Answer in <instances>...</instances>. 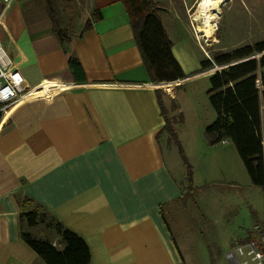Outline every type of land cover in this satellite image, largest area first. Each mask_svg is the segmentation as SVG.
<instances>
[{
    "label": "crops",
    "instance_id": "0c3cea01",
    "mask_svg": "<svg viewBox=\"0 0 264 264\" xmlns=\"http://www.w3.org/2000/svg\"><path fill=\"white\" fill-rule=\"evenodd\" d=\"M156 1L173 53L188 75L174 90L151 81L123 1L102 3V18L65 45L53 31L44 0H15L0 16V40L13 66L30 87L40 89L0 121V264H46L23 232L64 246L53 223L29 227L23 222V212L38 207L86 241L90 264H187L172 221L179 222L188 251L186 238L195 234L184 226V219L193 218L188 199L205 215L191 197L194 177L185 189L187 171L180 180L173 173L175 143L168 147L174 155L168 156L162 140L169 137L167 118L178 138L187 120L176 113L179 88L200 78L210 81V71L199 72L204 57H198L191 43L197 40L175 3L165 7ZM67 52L79 59L84 80L74 78ZM260 72L264 76V67ZM196 140L202 170L228 176L233 163L244 179L232 141ZM251 212L252 225L264 226V217ZM227 217L223 213L220 221L218 252L221 244L234 247L252 233L253 226L232 230ZM195 246L199 253L198 242Z\"/></svg>",
    "mask_w": 264,
    "mask_h": 264
},
{
    "label": "trees",
    "instance_id": "16d2710c",
    "mask_svg": "<svg viewBox=\"0 0 264 264\" xmlns=\"http://www.w3.org/2000/svg\"><path fill=\"white\" fill-rule=\"evenodd\" d=\"M123 1L131 20L135 41L152 82L159 85L183 80L188 75L173 53L170 39L160 15L156 0H108ZM53 31L62 45L72 37H82L91 29L92 21L75 35L61 26L57 0H44ZM2 7L0 0V9ZM102 18L100 8L93 20ZM211 58L201 60V70H210L209 101L216 118L205 129L210 145L224 140L234 143L244 163L251 183L264 189V76L259 71L264 67V40L238 46L230 51H212ZM69 68L77 81L85 78L79 59L67 52ZM182 120V118H181ZM169 138L178 145L187 169L188 186L193 184V171L178 138L175 123L167 118L165 126ZM38 207L24 211L21 218L29 227L41 222ZM55 229L62 237L60 249L49 240L37 239L30 232H23L24 240L39 254L46 264H90L91 254L86 241L53 219Z\"/></svg>",
    "mask_w": 264,
    "mask_h": 264
},
{
    "label": "rangeland",
    "instance_id": "374dc122",
    "mask_svg": "<svg viewBox=\"0 0 264 264\" xmlns=\"http://www.w3.org/2000/svg\"><path fill=\"white\" fill-rule=\"evenodd\" d=\"M107 1L57 0L61 26L68 29L70 35L79 33L88 22L94 19L95 12L100 8L101 4ZM161 1H163L162 5L165 7L169 6L167 2H174L179 14L188 21L191 31L197 40V43L192 40L191 43L199 58H211L212 51L215 50L230 51L241 45L264 40V0H227L224 3H218L213 13L218 23L215 31L216 41L214 42H210L206 38L199 39L196 35V27L199 26V21L194 18L199 13L200 0ZM176 36L178 37L179 35L177 34ZM260 75L262 77L263 74L260 72ZM194 77L209 76L197 74ZM174 87L176 86H166L170 90H174ZM209 87L210 81L200 78L192 84H185L182 88H179L180 92L177 97L180 108H178L176 113L185 116L187 119L184 124L179 126L178 133L179 139L187 144L191 158L185 154L189 162L191 161L194 177L191 197L195 200L200 213L205 215L203 216L196 212V207L192 203L191 198H189V210L194 219L188 216V218L184 219V226L186 230L189 229L188 227L194 229L195 234H191L188 230L192 240L186 238L190 243L188 251H185L183 234L179 230V222L175 219L172 221L173 232L185 254L187 264H230L226 253L232 247L224 242L225 245L221 244L218 252L216 246L221 237L220 221L223 213H227V216L230 217L231 222L229 224H231L232 230L235 231L253 226L255 216L252 215V209H255L259 216L264 217V189L251 184L241 160L240 164L242 165L244 179L241 177V171L233 163L232 169L234 172L228 176L216 170H212V173H209L199 167L198 153L196 151L199 142L196 139L197 137H200V140L206 139V128L203 129V124L208 126L216 118L215 110L209 101L207 93ZM169 110L171 111L170 107ZM171 115L170 117H172ZM162 143L165 151L167 148V155H174L168 148L173 142L167 135L163 138ZM173 148L177 162L174 163L172 161L171 168L175 176L179 178L181 172L187 171V169L180 155L178 145L174 144ZM187 184L185 177L183 180L185 189L188 188ZM225 210L226 212H224ZM40 214L42 216L41 222L44 225L52 221L51 216L47 212L40 211ZM226 220L225 217L222 222H226ZM197 242L198 248L201 247L200 254L197 252V246H195ZM193 255H196V258Z\"/></svg>",
    "mask_w": 264,
    "mask_h": 264
},
{
    "label": "built area",
    "instance_id": "2783aa9c",
    "mask_svg": "<svg viewBox=\"0 0 264 264\" xmlns=\"http://www.w3.org/2000/svg\"><path fill=\"white\" fill-rule=\"evenodd\" d=\"M15 0H1L0 16ZM176 80L163 86H175ZM40 92L29 86L24 74L13 66L11 55L0 40V121L5 119L7 111L13 105ZM231 264H264V226L256 223L247 239L238 242L226 253Z\"/></svg>",
    "mask_w": 264,
    "mask_h": 264
},
{
    "label": "bare ground",
    "instance_id": "6f19581e",
    "mask_svg": "<svg viewBox=\"0 0 264 264\" xmlns=\"http://www.w3.org/2000/svg\"><path fill=\"white\" fill-rule=\"evenodd\" d=\"M227 0H200L199 13L194 18L199 21V26L196 27V35L199 39L206 38L210 42L216 41L215 31L217 29V21L213 16L215 6L218 3H224Z\"/></svg>",
    "mask_w": 264,
    "mask_h": 264
},
{
    "label": "water",
    "instance_id": "95a60500",
    "mask_svg": "<svg viewBox=\"0 0 264 264\" xmlns=\"http://www.w3.org/2000/svg\"><path fill=\"white\" fill-rule=\"evenodd\" d=\"M161 85H163V84H161Z\"/></svg>",
    "mask_w": 264,
    "mask_h": 264
}]
</instances>
